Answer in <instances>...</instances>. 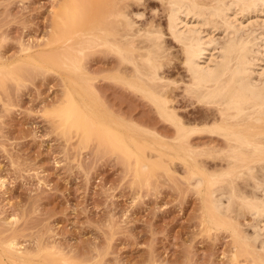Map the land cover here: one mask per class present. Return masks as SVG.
Segmentation results:
<instances>
[{
    "label": "rangeland",
    "instance_id": "374dc122",
    "mask_svg": "<svg viewBox=\"0 0 264 264\" xmlns=\"http://www.w3.org/2000/svg\"><path fill=\"white\" fill-rule=\"evenodd\" d=\"M62 1L0 0L1 244L11 242L17 254H28L36 264H264V219L255 238L257 222L246 209L236 204L237 214L220 215L226 221L220 216L215 221L207 211L218 196L214 189L253 191L222 155H210V146L223 147L224 139L195 133L188 142L198 154L179 151L173 146L175 127L147 92L125 78L133 69L122 65L116 41L88 33L112 22L116 13L131 17L136 28L160 32L161 48L154 55L164 80L160 88L182 120L210 124L212 108L184 91L189 76L182 47L167 29V5L80 0L84 14L69 28H81L82 34L63 41L68 33L58 24ZM263 4L261 11L256 7L242 18L237 10L236 16L251 41H259L258 70L264 67ZM212 30L221 40V27ZM138 40L122 45L133 47L143 65V55L155 48ZM64 47L78 69L63 66ZM262 173L257 172L261 180ZM210 178L218 180L211 187ZM0 264L9 263L0 259Z\"/></svg>",
    "mask_w": 264,
    "mask_h": 264
},
{
    "label": "bare ground",
    "instance_id": "6f19581e",
    "mask_svg": "<svg viewBox=\"0 0 264 264\" xmlns=\"http://www.w3.org/2000/svg\"><path fill=\"white\" fill-rule=\"evenodd\" d=\"M159 1L163 2L168 7V32L171 38L182 47V55H184L183 64L189 76L184 91L198 103L212 108L214 111V115L212 116L215 118L210 124H189V122L187 123L182 120V117L179 116L175 107L172 105L173 101H171V99L165 94L166 92L160 88V86L163 85L162 82L164 80L159 73L160 65L156 62L154 57L155 53L157 54L161 48L162 34L160 32L136 28L135 21H133L131 17H128L125 13H116L117 16L114 15V17L116 16V20L119 19L117 22L115 19L111 18L113 20L112 22H115L114 24L106 21L107 23L105 22V24L103 23L101 26L96 25L95 28L91 29L88 33L89 35L99 37L100 41H116L113 43L115 44L114 47L117 54L120 55L122 65H130L133 69V73L125 75V78L128 79V83L132 86L141 88L143 91L147 92L154 107L160 111V115L175 127V145L173 146L179 151L182 150L184 153L186 152L192 156L196 154L195 152L197 151H194V148H192L188 142L189 138L195 133H210L211 135L220 136L224 139L225 146H210V155H222L223 158L227 160V165L232 171H235L239 175L242 174L243 178L246 177L243 179L246 182L245 184H250L249 186H251L252 183L253 191L251 190L252 192H250V194L240 195V192L238 193V190L236 191V188H233L232 186L229 188L226 186L225 189H214L212 193H218V196L215 197L216 195H214L215 198H211L213 200L209 203L211 205L206 208L210 214V218L214 220L220 215L223 216V214H228L229 216L232 212H235V208H237L235 207L236 204L240 209H246L247 212L253 215L256 219L257 223L254 226L255 234L253 237L257 238L259 237L260 230H262V227L264 226L263 224L261 227L259 224L262 222L261 220L264 219V177L261 180L259 179V176H257L259 169L263 171L261 175L264 174V67H260L261 69L259 70L256 68L259 65L257 62L259 61L258 58L261 54V52L258 51L260 47L257 45V42L259 41H255L254 39L251 41L252 39L248 37L246 29H244L247 26L245 27L240 20H237L236 16L238 11H240L241 14L243 12L249 13L250 10L254 11L256 7L259 5L261 6L264 3V0ZM85 7L86 5H83L80 0L62 1L60 13L58 15L60 23L58 24L61 31L68 33L64 36L63 41H70L72 39L70 37L71 33H73L74 36H78L79 34L81 36L82 33L79 30L81 28L76 31H71L69 24L84 14ZM258 9H260V11L262 10L260 7H258ZM134 15L137 18H141L143 13L138 12ZM118 16L120 18H117ZM244 16L245 14H242V18ZM218 26L219 28L221 27L223 31V37H221V40H216L209 33L210 31H213L212 28L214 29ZM104 27L105 29L108 27L110 32L103 33ZM137 38L140 41H151V45L155 48L147 51L146 54L143 55L144 59L141 58L142 61L144 60L142 63L143 65H139L141 61L137 63L136 56H134L133 53V47H124L122 45V42L131 44V41L138 40ZM256 45L259 47L258 50ZM68 50V48L64 47L61 51V57L63 66L71 71L72 66L77 67V65L73 62L71 55L67 52ZM257 52H259V55ZM79 67H81V65ZM145 67H147V70ZM141 68H144L146 72H142ZM120 76H122V73ZM107 122H109L108 118ZM114 125L112 127H114ZM122 131L124 132L125 130ZM127 133L125 134L126 136H128ZM144 166L145 165L143 164L141 168ZM137 171H139L138 167ZM137 171L135 173H137ZM225 175L227 174L225 173ZM200 179H202V177ZM197 181L198 184L201 183L198 176ZM216 182H218L216 178L211 179L210 187L214 186ZM227 184L231 185V183L228 182ZM256 191H261L262 196H257L255 193ZM212 193L210 194L213 195ZM208 200H210V198ZM235 214L237 213L235 212ZM225 218L224 220L226 221ZM212 219L211 222L213 221ZM221 220L223 221V219ZM235 229V232L239 231ZM238 238H241V236ZM255 238H252V240ZM246 239L249 238L247 237ZM1 242L0 259H2L3 262H8L9 264H36L30 257H28V254L27 256L20 253L17 254L12 248L11 242L4 241L2 244ZM3 244L4 246L2 247ZM242 244L246 246V242H242ZM262 244L264 245V242H262ZM47 264L49 263L47 262Z\"/></svg>",
    "mask_w": 264,
    "mask_h": 264
}]
</instances>
